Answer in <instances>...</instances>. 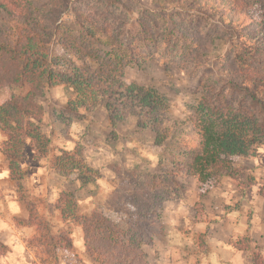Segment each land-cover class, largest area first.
<instances>
[{
    "label": "trees",
    "instance_id": "16d2710c",
    "mask_svg": "<svg viewBox=\"0 0 264 264\" xmlns=\"http://www.w3.org/2000/svg\"><path fill=\"white\" fill-rule=\"evenodd\" d=\"M164 1L211 10L230 3L233 21L250 19L234 35L236 42L222 66L224 81L202 85L190 118H173L169 99L156 88L125 82L124 73L134 58L114 43L127 21L117 17L121 23L111 31L100 17L101 11L110 12L122 2L96 0L97 13L74 10L76 31L62 20L72 0H0V131L6 137L1 151L13 181L22 179L20 164L26 160L27 148L36 159L49 155L54 134L42 130L46 113L41 100L48 90L59 86L68 87L74 95L54 115L64 125L65 137L72 117L104 108L110 128L135 119L139 129L154 134L155 146L173 144L175 160L158 174L111 166L119 186L108 200L124 206L133 225L121 227L97 211L74 216L82 232L84 254L93 264H151L142 245L153 243L163 203L181 192L184 184L179 177H195L203 187L221 176L236 180L240 169L234 159L256 156L264 147V0ZM256 7L261 11L260 21L251 19ZM180 31L197 64L215 54L216 41L230 43L224 37L204 38ZM112 135L116 136L115 130ZM52 155V173L70 178L78 172L82 185L96 180L82 148ZM65 201L54 205L64 226L72 221L76 207ZM27 210L28 219L19 221L37 227L46 251L73 248L72 230L53 234L44 216L35 209ZM250 242L245 236L236 249L251 251ZM6 252L7 246L0 241V256ZM252 264H264V255L253 252Z\"/></svg>",
    "mask_w": 264,
    "mask_h": 264
},
{
    "label": "rangeland",
    "instance_id": "374dc122",
    "mask_svg": "<svg viewBox=\"0 0 264 264\" xmlns=\"http://www.w3.org/2000/svg\"><path fill=\"white\" fill-rule=\"evenodd\" d=\"M95 2L72 0L62 20L77 31L74 10L94 11L99 8ZM118 2H122L121 5L110 12L101 11L100 17L111 31L121 23L117 17L127 21L117 32L118 41L114 43L128 51L129 58H134L124 73L125 82L156 88L169 99L173 118L192 117L202 85L224 81L222 66L228 62L229 50L236 42L234 35L243 31L250 19L233 21L230 3L207 10L192 3L180 5L164 0ZM251 13V19L260 21L258 7ZM180 30L204 38L224 37L230 43L216 41L215 54L205 63L197 64ZM104 50L109 51L108 48ZM73 98L71 89L66 86L47 91L41 104L46 113L42 130L54 134L49 155L36 159L34 152L27 148L24 151L26 160L20 164L22 179L14 184L15 196L12 193L10 197L7 182L6 187H0V200H20L27 216L28 208L35 209L46 218L53 234L69 229L75 235L80 228L74 216L89 215L93 211L106 214L127 228L134 224L127 209L108 200L119 186L111 166L158 174L175 160L173 144L155 146L154 134L139 129L135 119L110 128L104 108L92 113L82 111L79 116L72 117L65 137L64 125L57 123L54 115H59ZM114 130L116 136L112 135ZM5 141L0 131V170L3 172L0 179H11L9 164L1 151ZM79 147L96 176L88 185L78 180V172L65 178L52 173L49 166L52 154L60 155L65 150L75 152ZM234 163L240 169L236 180L221 176L203 187L195 177H179L184 184L181 192L163 203L159 223L154 225L153 243L142 245L151 264H235L238 254L242 264H252L253 252L264 255V147L258 149L256 156L235 158ZM36 166L46 168L43 187L35 185L31 179L30 170ZM59 200L76 204L69 225L64 226L60 211L54 207ZM15 221L22 225L18 219ZM245 236L251 241V251L236 249V243ZM31 238L29 243L35 247L31 257L40 264H86L81 257L85 255L84 250L80 248L82 253L78 250L75 236L73 248L51 252L45 250L39 236ZM2 258L9 263L8 252L1 255L0 260Z\"/></svg>",
    "mask_w": 264,
    "mask_h": 264
},
{
    "label": "crops",
    "instance_id": "0c3cea01",
    "mask_svg": "<svg viewBox=\"0 0 264 264\" xmlns=\"http://www.w3.org/2000/svg\"><path fill=\"white\" fill-rule=\"evenodd\" d=\"M46 172V168L43 166H36L30 170L31 179L35 185L39 187L44 186V181L42 179ZM2 171L0 170V177H2ZM4 175V174H3ZM7 176V174H6ZM8 178V177H7ZM9 183V188L7 189L10 197L15 196L14 184L15 181L12 179L2 178L0 179V187H6V183ZM7 192V191H5ZM13 193V194H12ZM48 201V200H47ZM50 203L53 200H49ZM18 209V211H17ZM41 213V212H40ZM27 220L28 216L20 200H0V240L3 244L9 247L8 259L9 263L5 261L4 258L0 260V264H40L37 260L32 259L31 254H33L35 247L31 246L29 240L31 237H38V230L36 226L18 225L15 220ZM77 238L76 244L78 250H84V241L81 230L75 235L72 233V237ZM75 241L73 240V246ZM76 247V246H75ZM80 250V252H81ZM81 252V253H82ZM86 264H93L90 262L85 255H81ZM48 264V263H46Z\"/></svg>",
    "mask_w": 264,
    "mask_h": 264
},
{
    "label": "clouds",
    "instance_id": "9594fccd",
    "mask_svg": "<svg viewBox=\"0 0 264 264\" xmlns=\"http://www.w3.org/2000/svg\"><path fill=\"white\" fill-rule=\"evenodd\" d=\"M135 145H130V147H134ZM146 154V153H145ZM17 211H18V209H17ZM181 211H182V209H181ZM235 264H242V261H240V259H239V254L237 255V258H236V261H235Z\"/></svg>",
    "mask_w": 264,
    "mask_h": 264
}]
</instances>
